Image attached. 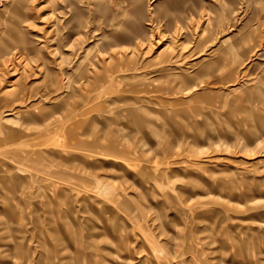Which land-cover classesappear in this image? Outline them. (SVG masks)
I'll use <instances>...</instances> for the list:
<instances>
[{
    "label": "rangeland",
    "instance_id": "obj_1",
    "mask_svg": "<svg viewBox=\"0 0 264 264\" xmlns=\"http://www.w3.org/2000/svg\"><path fill=\"white\" fill-rule=\"evenodd\" d=\"M0 209V264H264V0H0Z\"/></svg>",
    "mask_w": 264,
    "mask_h": 264
},
{
    "label": "crops",
    "instance_id": "obj_2",
    "mask_svg": "<svg viewBox=\"0 0 264 264\" xmlns=\"http://www.w3.org/2000/svg\"><path fill=\"white\" fill-rule=\"evenodd\" d=\"M113 146H114V145H113ZM114 148H115V147H114ZM21 186H22V185H21ZM17 193H18V187H17V184H16V189L14 190V194H17ZM15 196H16V195H15ZM6 198L8 199V198H11V197L8 196V197H6ZM6 209H7V208H6ZM1 211H2V209H0V212H1ZM9 212H10V209L8 210L7 213H9ZM16 244H18V243H16ZM16 244H14V247H13V248H14L13 251H14V253H15L14 255H16V252H17V250L15 249Z\"/></svg>",
    "mask_w": 264,
    "mask_h": 264
}]
</instances>
